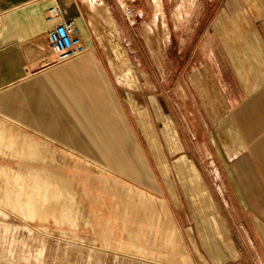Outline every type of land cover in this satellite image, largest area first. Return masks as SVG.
<instances>
[{"label": "crops", "instance_id": "1", "mask_svg": "<svg viewBox=\"0 0 264 264\" xmlns=\"http://www.w3.org/2000/svg\"><path fill=\"white\" fill-rule=\"evenodd\" d=\"M87 1L0 0V116L24 132L34 160L58 154L81 169L88 159L175 202L192 263L264 264V0H191L185 16L175 0H130L133 22L117 0ZM54 4L89 50L49 65ZM146 51L170 56L168 81L161 64L137 63ZM74 176L94 199L92 185L108 182ZM142 190L140 211L161 235L173 220ZM61 194L49 198L62 214ZM24 200L33 213L35 200Z\"/></svg>", "mask_w": 264, "mask_h": 264}, {"label": "rangeland", "instance_id": "2", "mask_svg": "<svg viewBox=\"0 0 264 264\" xmlns=\"http://www.w3.org/2000/svg\"><path fill=\"white\" fill-rule=\"evenodd\" d=\"M175 1L183 16L187 7L191 10L193 6L191 0ZM139 46L147 50L144 42ZM47 48L50 53V46ZM165 48L169 49L168 42ZM170 59L168 55L154 58L148 51L145 57H135L138 64L151 70L161 64L166 81ZM184 114L185 109L179 110L183 123ZM16 128L8 118L0 116V264H194L191 256L187 257L189 250L173 220L175 202L88 159H82L85 167L81 169L70 168L73 163L68 159L64 163L58 154L57 163L48 153H45V162L34 160L24 151V132ZM75 173H81L85 179L104 175L108 182L107 185L91 184L102 192L96 193L94 199L88 188L83 187L81 191L75 182ZM46 174L51 178H46ZM52 186L59 189L53 190ZM141 188L156 196L173 220V227H164L167 231L161 230V235L153 231L160 226L149 223L143 209L140 211L143 201L138 199L143 194L149 196ZM51 192L62 193L59 202L64 205L63 215L53 208L55 201L49 198ZM16 195L22 199L30 195L35 200L37 206L33 213L24 199L16 201ZM130 196L136 198L132 200L137 206L135 211L126 207ZM69 202L72 204L67 206ZM173 237H177V248L170 246Z\"/></svg>", "mask_w": 264, "mask_h": 264}, {"label": "built area", "instance_id": "3", "mask_svg": "<svg viewBox=\"0 0 264 264\" xmlns=\"http://www.w3.org/2000/svg\"><path fill=\"white\" fill-rule=\"evenodd\" d=\"M124 15L133 22L136 7L130 0H117ZM46 21L51 23L48 29L49 46L54 55L49 65L64 64L86 52L89 48L84 41L81 29L74 20H65L63 11L54 4L46 11Z\"/></svg>", "mask_w": 264, "mask_h": 264}, {"label": "bare ground", "instance_id": "4", "mask_svg": "<svg viewBox=\"0 0 264 264\" xmlns=\"http://www.w3.org/2000/svg\"><path fill=\"white\" fill-rule=\"evenodd\" d=\"M12 123V122H11ZM10 131V130H9ZM21 134V133H20ZM30 141V140H29ZM21 146V145H20ZM41 152V151H40ZM43 157V156H42ZM42 162V161H41ZM25 199V198H24ZM45 213V212H44Z\"/></svg>", "mask_w": 264, "mask_h": 264}]
</instances>
